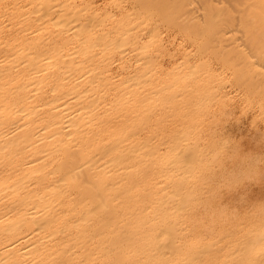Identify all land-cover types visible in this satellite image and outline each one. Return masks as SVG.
Returning <instances> with one entry per match:
<instances>
[{
  "label": "bare ground",
  "instance_id": "1",
  "mask_svg": "<svg viewBox=\"0 0 264 264\" xmlns=\"http://www.w3.org/2000/svg\"><path fill=\"white\" fill-rule=\"evenodd\" d=\"M260 205L264 0H0V264H241Z\"/></svg>",
  "mask_w": 264,
  "mask_h": 264
},
{
  "label": "clouds",
  "instance_id": "2",
  "mask_svg": "<svg viewBox=\"0 0 264 264\" xmlns=\"http://www.w3.org/2000/svg\"><path fill=\"white\" fill-rule=\"evenodd\" d=\"M250 159L252 157H246L245 164ZM231 175L232 179L238 183L250 179L243 165ZM252 215L256 223L242 236L239 242V246L247 251L241 264H264V205L254 209Z\"/></svg>",
  "mask_w": 264,
  "mask_h": 264
},
{
  "label": "rangeland",
  "instance_id": "3",
  "mask_svg": "<svg viewBox=\"0 0 264 264\" xmlns=\"http://www.w3.org/2000/svg\"><path fill=\"white\" fill-rule=\"evenodd\" d=\"M244 126V125H243ZM244 128V130L246 131L248 128H247V126H246V124H245V126L243 127ZM246 128V129H245ZM253 192V194H256V193H254L255 191L253 190L252 191Z\"/></svg>",
  "mask_w": 264,
  "mask_h": 264
}]
</instances>
